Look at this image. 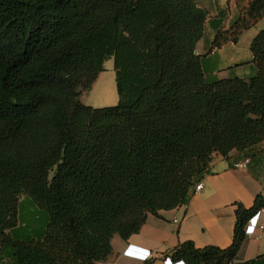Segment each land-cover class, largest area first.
<instances>
[{"label":"trees","instance_id":"16d2710c","mask_svg":"<svg viewBox=\"0 0 264 264\" xmlns=\"http://www.w3.org/2000/svg\"><path fill=\"white\" fill-rule=\"evenodd\" d=\"M237 2L212 48L264 17V0ZM206 19L196 0H0V264L105 262L115 236L188 204L214 154L264 141V30L256 75L219 79L195 53ZM111 58L118 104L85 105ZM235 205L228 248L186 241L165 258L238 264L264 196Z\"/></svg>","mask_w":264,"mask_h":264},{"label":"crops","instance_id":"0c3cea01","mask_svg":"<svg viewBox=\"0 0 264 264\" xmlns=\"http://www.w3.org/2000/svg\"><path fill=\"white\" fill-rule=\"evenodd\" d=\"M196 3L207 12L205 33L196 45V54L202 58L205 70L219 79H248L256 75L251 43L264 30V17L253 28L244 31L236 43L229 41L221 48H212L218 32L233 27L240 18V8L247 7V1L242 2L240 8L237 0H196ZM243 40L244 44H241ZM243 46H246L247 54L239 57L238 48ZM245 159L250 160L246 167H235ZM200 183L203 189L200 192L193 190L188 204L170 211H160V217L149 215L140 232L127 241L120 238L122 241L114 245L115 236L112 240L113 254L105 263L142 264L123 256L128 245L150 251L153 260L149 262L152 264H163L161 260L166 254L186 241L194 242L197 248H228L234 236L235 204L251 208L257 195L264 196V141L243 152L234 150L228 157L214 154L209 173L203 176ZM22 200L23 204L33 206L30 199L23 197ZM165 216L181 219V222L168 229L164 226ZM261 257H264V229L258 230L254 236L247 235L236 263L244 264Z\"/></svg>","mask_w":264,"mask_h":264},{"label":"rangeland","instance_id":"374dc122","mask_svg":"<svg viewBox=\"0 0 264 264\" xmlns=\"http://www.w3.org/2000/svg\"><path fill=\"white\" fill-rule=\"evenodd\" d=\"M242 16L243 15L240 14V17ZM254 26H252L251 28H253ZM251 28L247 30H250ZM241 44H244V40L242 41ZM245 48L246 46L238 48L239 57H244L247 54V50ZM80 100L85 105L91 106L94 108L112 107L118 104L119 94H118L117 83H116V70H115L114 58H111L105 62L104 71L99 75L97 81L94 83V85L92 86L90 90L82 89ZM24 208H25V211L32 210V208L27 204H24ZM33 216L35 215H32V216L29 215V219L30 217L32 218ZM150 217H153V216H150ZM163 221L165 223L164 226L166 228L173 229L176 223L179 224L181 222V219H176V218H171L169 216H165V219ZM117 241H122L119 236L115 237L114 245H116ZM162 261L163 260H161V262Z\"/></svg>","mask_w":264,"mask_h":264},{"label":"built area","instance_id":"2783aa9c","mask_svg":"<svg viewBox=\"0 0 264 264\" xmlns=\"http://www.w3.org/2000/svg\"><path fill=\"white\" fill-rule=\"evenodd\" d=\"M249 163H250V160L245 159L241 163L235 164V167L236 168H244ZM202 189H203L202 183H198L194 187L195 192H200ZM263 229H264V209H261L247 223V225L245 227V234L254 236V235H256L258 230H263ZM144 251H146V252H144ZM129 253H131L135 256L141 257L142 259L148 258L147 261L153 260V258H151V255H149L150 251L139 248V247L131 246L129 249ZM163 264H186V263L184 261H173L171 258H165V259H163Z\"/></svg>","mask_w":264,"mask_h":264},{"label":"clouds","instance_id":"9594fccd","mask_svg":"<svg viewBox=\"0 0 264 264\" xmlns=\"http://www.w3.org/2000/svg\"><path fill=\"white\" fill-rule=\"evenodd\" d=\"M131 246L132 245H128L127 246V248L123 252V256L125 258H128V259L140 261V262H142V264L145 263L148 260V258L142 259L141 257L135 256V255L129 253V249H130ZM149 255H151V253ZM151 258H153L152 255H151ZM98 264H111V263L100 262Z\"/></svg>","mask_w":264,"mask_h":264},{"label":"water","instance_id":"95a60500","mask_svg":"<svg viewBox=\"0 0 264 264\" xmlns=\"http://www.w3.org/2000/svg\"><path fill=\"white\" fill-rule=\"evenodd\" d=\"M195 53H196V51H195Z\"/></svg>","mask_w":264,"mask_h":264},{"label":"bare ground","instance_id":"6f19581e","mask_svg":"<svg viewBox=\"0 0 264 264\" xmlns=\"http://www.w3.org/2000/svg\"><path fill=\"white\" fill-rule=\"evenodd\" d=\"M147 262V261H146Z\"/></svg>","mask_w":264,"mask_h":264}]
</instances>
